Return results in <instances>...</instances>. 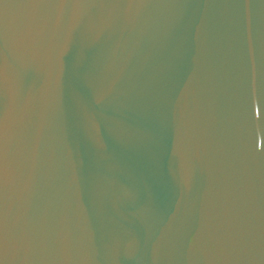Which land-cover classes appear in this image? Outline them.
Returning <instances> with one entry per match:
<instances>
[{"label":"water","instance_id":"95a60500","mask_svg":"<svg viewBox=\"0 0 264 264\" xmlns=\"http://www.w3.org/2000/svg\"><path fill=\"white\" fill-rule=\"evenodd\" d=\"M0 264H264V0H0Z\"/></svg>","mask_w":264,"mask_h":264}]
</instances>
